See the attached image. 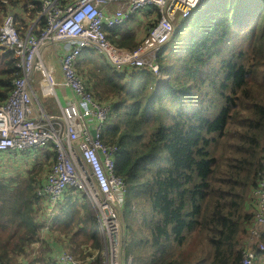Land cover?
<instances>
[{
    "label": "trees",
    "instance_id": "16d2710c",
    "mask_svg": "<svg viewBox=\"0 0 264 264\" xmlns=\"http://www.w3.org/2000/svg\"><path fill=\"white\" fill-rule=\"evenodd\" d=\"M41 7L42 0H0V24L13 11L26 32ZM153 12L148 32L160 18ZM126 26L108 37L133 50L140 43ZM158 62L167 80L91 58L86 68L77 63L95 99L112 105L102 139L118 145L116 170L127 185L125 253L132 264H237L255 224L254 190L264 171V0H206L180 21ZM15 77L13 53L0 46V105ZM44 151L35 165L30 153L18 156L31 167L15 174L2 170L15 162L11 155L0 159V264H51L48 254L28 257L46 221L37 188L57 157L52 147L31 154ZM51 224L48 239L65 247L89 248L92 241L90 255L101 246L98 218L74 188ZM196 235L200 258L198 247L188 246ZM260 256L264 264V250Z\"/></svg>",
    "mask_w": 264,
    "mask_h": 264
},
{
    "label": "built area",
    "instance_id": "2783aa9c",
    "mask_svg": "<svg viewBox=\"0 0 264 264\" xmlns=\"http://www.w3.org/2000/svg\"><path fill=\"white\" fill-rule=\"evenodd\" d=\"M204 1L42 0L39 17L26 32L17 27L13 11L0 24V46L13 53L16 68L13 91L0 105V154L21 156L49 147L56 150V162L37 188L38 195L47 203L42 233L51 228L59 201L68 188L86 195L100 225L99 237L103 242L100 257L95 250L80 261L63 244L50 238L46 255L51 264H89L101 259L103 264L133 262L131 256L123 253L126 234L121 214L127 185L116 170L119 147L102 139L112 105L96 100L78 73L77 63L84 50L104 53L118 70L127 73L149 70L164 81L166 75L158 62L159 52L174 35L179 21ZM155 8L160 18L137 48H122L109 39L110 29L128 25L133 19L137 21ZM41 18L46 20L43 28L38 26ZM49 58L59 63L61 77ZM60 89L72 92L64 103ZM40 94L55 97L61 112L49 113L40 102ZM254 195L258 202L255 224L249 230L242 259L237 264H256L262 260L264 171Z\"/></svg>",
    "mask_w": 264,
    "mask_h": 264
},
{
    "label": "rangeland",
    "instance_id": "374dc122",
    "mask_svg": "<svg viewBox=\"0 0 264 264\" xmlns=\"http://www.w3.org/2000/svg\"><path fill=\"white\" fill-rule=\"evenodd\" d=\"M155 15H156V13H154V12L150 13L149 16L146 15V14H143V17L138 18V22H136L135 19H133V21H130L129 24L126 26V28H128V29H130L131 31L134 32V34L136 35L137 41L139 43H141L144 40V38L146 37V35L148 34V30H147V26H146L147 22L149 21L148 19L154 18ZM179 23H180V21H179ZM179 23H178V26H179ZM84 53L85 54L79 59V61H80V67L79 68H86V66H87L86 61H89L90 58L95 60L100 65L106 66L107 68H112V66H113V64L110 63V61L108 60L107 56L104 53H100L99 51H92V50H90V48L84 50ZM86 55H88L89 58H86ZM169 60H174V59L171 58ZM132 72H135V71H132ZM167 79H168V76L166 75L165 76V80H167ZM40 102L45 107V109L47 111H53V112L58 111L57 110L58 109V107H57L58 104H56V101H55V99L52 96H49V95H45L44 96V95L40 94ZM56 113H58V112H56ZM44 153H45V151L41 152V153H38V154L37 153H34V154L30 153V155H32V164L34 163V165H35V164L39 163V160H40L39 157L40 156H44ZM4 155H6V156H4ZM18 156H19V154H17L16 156L15 155H11V157H12L11 160H14L15 162H13V163L6 162L5 166L2 167V170L7 168V169H10L8 171V172H10L9 174H15L16 172L26 171L28 169L27 167H31V164L29 163L31 159L29 160V159H27L24 156H22V158H19ZM2 158L4 160H7L8 159V154H6V153L1 154L0 155V159H2ZM24 168H26V169H24ZM0 170H1V167H0ZM12 170H14V171H12ZM19 174H21V173H19ZM90 209H91V207H90ZM93 214H94V212H93ZM121 223H122V225L124 227L123 231L125 233H127V231H128L127 230V220L125 218V213H123V212L121 214ZM53 226H54V224L51 226L50 229H52ZM50 229H48L47 232H44V233L41 232L40 238H39V242L33 248H31V250L29 252V256H28L29 258H32L33 256H38V255H43L44 256L46 254V252L48 250L47 239L50 236L48 234V231ZM197 238H198V235H196L188 243V246L191 249L192 246L196 245L198 247V251H197L196 254H197V257L200 258L201 256H203V254L201 253V250L203 248L202 247V239L197 241ZM100 244H101V246L97 249V253H95V255H97V257L98 256L100 257V255H101L100 250L103 247V242H100ZM126 245H128V244L125 243V245L123 246V253L125 255H126V253H125ZM88 246H90V248L92 249V247H91L92 246V241H87V247ZM204 246H206V243L204 244ZM63 248L68 250V251H70V252H72L74 254V256L77 259H79L80 261H84L87 258V256L89 255V252L91 251L90 248L82 247L79 244H77L74 247L73 246H66L65 247V245H64ZM34 251H36L35 255H34ZM126 256L133 257V255H126ZM30 261H33V260L30 259ZM94 264H103L102 259H101V261L99 260L98 262L94 261ZM256 264H262V260L258 261Z\"/></svg>",
    "mask_w": 264,
    "mask_h": 264
},
{
    "label": "crops",
    "instance_id": "0c3cea01",
    "mask_svg": "<svg viewBox=\"0 0 264 264\" xmlns=\"http://www.w3.org/2000/svg\"><path fill=\"white\" fill-rule=\"evenodd\" d=\"M147 13H149V12H147ZM145 14V13H144ZM141 17H143V15L141 16ZM137 21H138V19H137ZM136 21V22H137ZM85 54V53H84ZM83 54V55H84ZM89 58V57H88ZM49 62L50 63H52L54 66H55V70H56V74L58 75V77H61L62 75H61V71H60V65H59V63L57 62V60L55 61V60H51L50 58H49ZM59 93H60V96H61V98H62V101H63V103L68 99V98H71L72 97V92L70 91V90H66V89H60L59 90ZM45 96V95H44ZM53 97V96H52ZM54 99H55V97H53ZM55 101H56V104H57V100L55 99ZM57 107H58V111H56V112H58V113H56V112H53V111H48L49 113H51V114H59L60 112H61V110H60V107H59V105H57Z\"/></svg>",
    "mask_w": 264,
    "mask_h": 264
},
{
    "label": "water",
    "instance_id": "95a60500",
    "mask_svg": "<svg viewBox=\"0 0 264 264\" xmlns=\"http://www.w3.org/2000/svg\"><path fill=\"white\" fill-rule=\"evenodd\" d=\"M110 63H111V61H110ZM93 133H95V131H93Z\"/></svg>",
    "mask_w": 264,
    "mask_h": 264
},
{
    "label": "clouds",
    "instance_id": "9594fccd",
    "mask_svg": "<svg viewBox=\"0 0 264 264\" xmlns=\"http://www.w3.org/2000/svg\"><path fill=\"white\" fill-rule=\"evenodd\" d=\"M205 1H206V0H205ZM205 1H204V3H205ZM204 3H203V4H204ZM199 5H200V4H199Z\"/></svg>",
    "mask_w": 264,
    "mask_h": 264
}]
</instances>
